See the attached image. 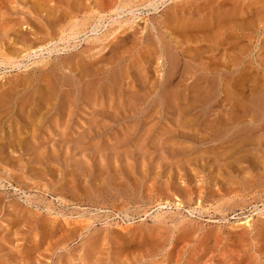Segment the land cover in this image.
<instances>
[{
    "label": "rangeland",
    "instance_id": "1",
    "mask_svg": "<svg viewBox=\"0 0 264 264\" xmlns=\"http://www.w3.org/2000/svg\"><path fill=\"white\" fill-rule=\"evenodd\" d=\"M0 264H264V0H0Z\"/></svg>",
    "mask_w": 264,
    "mask_h": 264
},
{
    "label": "bare ground",
    "instance_id": "2",
    "mask_svg": "<svg viewBox=\"0 0 264 264\" xmlns=\"http://www.w3.org/2000/svg\"><path fill=\"white\" fill-rule=\"evenodd\" d=\"M179 20V19H178ZM216 23V22H215ZM220 23V22H219ZM245 25V24H244ZM218 26V25H217ZM243 26V25H242ZM248 26V25H247ZM211 28V27H210ZM213 30V29H212ZM210 32V31H209ZM165 53H166V51H165ZM170 57V56H169ZM180 58V57H179ZM12 62V61H11ZM206 68H208V67H206ZM49 72V71H48ZM172 72V71H171ZM50 73V72H49ZM51 74V73H50ZM173 74V73H172ZM55 76V75H54ZM53 76V77H54ZM245 81V80H244ZM52 84V83H51ZM234 87V86H233ZM232 91V90H231ZM55 93V92H54ZM47 94V93H46ZM49 94V93H48ZM262 95V94H261ZM236 96V95H235ZM255 98H256V96H254ZM258 97H259V95H258ZM254 98V99H255ZM236 99V98H235ZM235 102H236V100H234ZM257 104V103H256ZM257 106V105H256ZM250 219L248 218V220H246V221H244V224L243 225H245V226H250L251 225V223H250Z\"/></svg>",
    "mask_w": 264,
    "mask_h": 264
}]
</instances>
